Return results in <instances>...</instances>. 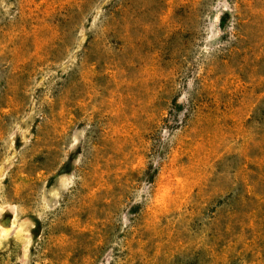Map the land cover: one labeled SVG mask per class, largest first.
<instances>
[{
  "label": "rangeland",
  "instance_id": "1",
  "mask_svg": "<svg viewBox=\"0 0 264 264\" xmlns=\"http://www.w3.org/2000/svg\"><path fill=\"white\" fill-rule=\"evenodd\" d=\"M0 264H264V0H0Z\"/></svg>",
  "mask_w": 264,
  "mask_h": 264
}]
</instances>
